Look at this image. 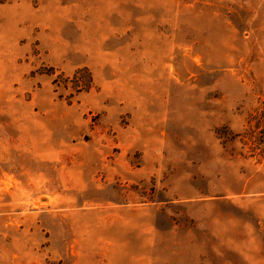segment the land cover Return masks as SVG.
<instances>
[{"label": "rangeland", "instance_id": "1", "mask_svg": "<svg viewBox=\"0 0 264 264\" xmlns=\"http://www.w3.org/2000/svg\"><path fill=\"white\" fill-rule=\"evenodd\" d=\"M263 131L264 0H0V264H264Z\"/></svg>", "mask_w": 264, "mask_h": 264}, {"label": "trees", "instance_id": "2", "mask_svg": "<svg viewBox=\"0 0 264 264\" xmlns=\"http://www.w3.org/2000/svg\"><path fill=\"white\" fill-rule=\"evenodd\" d=\"M83 78H81V79H76L75 81H74V83H77V84H80L79 86H77L78 88H79V90L78 91H82V90H84V89H88V88H90L91 86H90V81H92V80H90V78H86V77H84V76H82ZM262 135H263V137H264V131L262 132Z\"/></svg>", "mask_w": 264, "mask_h": 264}]
</instances>
